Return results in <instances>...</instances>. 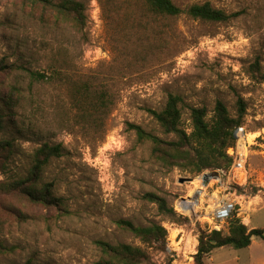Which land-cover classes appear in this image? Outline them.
Returning a JSON list of instances; mask_svg holds the SVG:
<instances>
[{
  "label": "rangeland",
  "instance_id": "obj_1",
  "mask_svg": "<svg viewBox=\"0 0 264 264\" xmlns=\"http://www.w3.org/2000/svg\"><path fill=\"white\" fill-rule=\"evenodd\" d=\"M77 1L86 7V25L79 31L42 22L40 7L0 0V96L20 85L28 93L29 79L24 70L11 72L14 66L39 72L56 67L70 82L103 88L112 102L93 127L75 118L61 82L35 84L29 93L36 102L14 117L0 101V139L13 145L9 163L0 166V184L26 178L43 143L60 145L62 157L51 161L41 183L51 184L63 202L62 208L46 207L0 190V246L6 248L0 249V264H96L102 257L99 241L139 246L151 264H194L198 237L213 230L214 204L226 197L236 200L234 215L248 230L264 229V83L253 69H264V0H171L181 9L209 2L238 16L226 23L185 15L148 18L145 28L136 27L139 13H129L135 0ZM169 95L181 99L187 134L191 108H205L210 120L216 102L232 117L237 102L244 103L239 145L246 170L222 178L229 189L211 181L213 171L195 174L156 162L151 144L130 127L174 140L147 112L160 111ZM147 194L164 198L185 220L168 221ZM185 201L193 208L180 214L175 207ZM120 220L161 225L167 232L163 246L144 245L117 225ZM204 264H264V242L254 238L246 249H216Z\"/></svg>",
  "mask_w": 264,
  "mask_h": 264
},
{
  "label": "trees",
  "instance_id": "obj_2",
  "mask_svg": "<svg viewBox=\"0 0 264 264\" xmlns=\"http://www.w3.org/2000/svg\"><path fill=\"white\" fill-rule=\"evenodd\" d=\"M22 4L31 7H40L44 10L41 19L46 24L53 22L55 25L71 26L82 30L86 25L85 5L77 0H20ZM133 3V2H132ZM130 4L129 2L125 5ZM129 13H139L140 18L136 27L145 28L149 21L173 19L181 15L207 22L226 23L234 19L238 14H227L225 11L216 9L209 2L193 4L184 9L176 6L171 0H135L130 6ZM129 11V10H128ZM151 18L152 20L148 19ZM255 77L264 83V69L258 64L253 65ZM24 70L29 79L28 93L23 86H14L9 94L1 95L0 101L3 108L10 113L11 117L22 109L27 103H35L32 87L35 84L61 82L69 89L70 106L75 111V118L90 121L93 127L102 123L99 119L107 116V111L112 102L103 88L89 84L70 82V78L63 75L56 67L49 72L26 70L14 66L11 72ZM0 71L5 69L0 68ZM181 99L175 95H169L164 107L160 111L150 110L147 112L159 125L165 135H173L174 140H163L151 133H146L139 126H130L135 130L140 141L151 144V157L160 164L173 168L179 167L190 173L202 174L205 171L226 170L231 166L232 159L227 150L235 147L236 138L234 132L242 126L245 116V105L237 102V114L232 117L222 102H216L213 115L207 120L205 108H191L190 121L191 131L189 134L181 128ZM4 118L0 113V130L3 129ZM13 155V145L6 139H0V166L5 167ZM62 157L60 145L43 143L34 152L30 162L28 176L9 184H0V190L6 194H17L31 204L46 207H63L62 198L55 196L51 184H42L41 179L53 159ZM145 198L157 206L158 213L168 221L181 223L185 219L178 216L164 198L155 194H147ZM117 225L126 232L131 233L148 247L161 248L167 235L166 230L158 224L146 227L136 226L131 221L120 220ZM227 233L212 230L202 232L198 237V245L194 255V264H204L205 259L216 249L230 247L233 250L248 248L252 239L258 238L264 242V229L248 230L241 221L233 214L227 222ZM102 257L96 264H151L148 253L139 246L126 244L111 245L107 242H97ZM0 249L5 250L0 246ZM1 253V252H0ZM25 264H33L31 261Z\"/></svg>",
  "mask_w": 264,
  "mask_h": 264
},
{
  "label": "built area",
  "instance_id": "obj_3",
  "mask_svg": "<svg viewBox=\"0 0 264 264\" xmlns=\"http://www.w3.org/2000/svg\"><path fill=\"white\" fill-rule=\"evenodd\" d=\"M234 136L236 138L237 145L227 150V154L232 159L231 166L228 170L214 171V175L211 177V181H214L216 184H218L220 188L226 186V189H229L230 187L229 182H227L226 184L222 183L221 180L223 177H228L233 171L244 172L246 170L245 156L243 154L244 152L240 150L242 146L240 147L239 145L241 142L240 139L244 137L243 130L241 127L234 132ZM233 196H235V193L233 194ZM237 205L238 203L232 197L222 198L214 204L212 217V221L214 224L213 230L221 231L222 226L224 224H227L228 220L231 219L233 214L236 212ZM192 208L193 203L185 201L178 203L175 207V210H177L181 214L185 212H190Z\"/></svg>",
  "mask_w": 264,
  "mask_h": 264
},
{
  "label": "water",
  "instance_id": "obj_4",
  "mask_svg": "<svg viewBox=\"0 0 264 264\" xmlns=\"http://www.w3.org/2000/svg\"><path fill=\"white\" fill-rule=\"evenodd\" d=\"M206 178H207V176L205 175V176H204V179L207 180Z\"/></svg>",
  "mask_w": 264,
  "mask_h": 264
}]
</instances>
